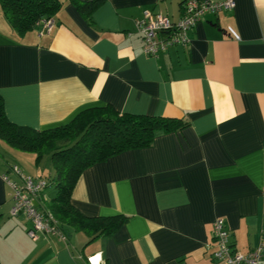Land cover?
Wrapping results in <instances>:
<instances>
[{"label":"crops","instance_id":"1","mask_svg":"<svg viewBox=\"0 0 264 264\" xmlns=\"http://www.w3.org/2000/svg\"><path fill=\"white\" fill-rule=\"evenodd\" d=\"M182 1L100 0L86 13L60 0L48 29L23 32L0 9V95L9 120L43 128L105 104L187 120L82 169L72 204L86 215H126L89 241L64 225V239L29 236L24 215L9 214L11 190L0 176V264H89L91 254L108 264H221L205 249L215 216L235 249L264 247V0L204 12L186 43L144 53L135 19L145 9L176 19ZM1 147L8 160L0 159V174L18 180L9 163L52 174L51 165L46 175L31 171L39 164L33 152L0 140ZM43 189L35 201L45 207L54 188Z\"/></svg>","mask_w":264,"mask_h":264},{"label":"trees","instance_id":"2","mask_svg":"<svg viewBox=\"0 0 264 264\" xmlns=\"http://www.w3.org/2000/svg\"><path fill=\"white\" fill-rule=\"evenodd\" d=\"M99 1L73 0L86 13ZM59 5L60 0H0L3 15L18 32L33 27L39 18L51 17ZM186 124L185 118L119 112L105 104L85 107L64 123L34 128L9 120L0 95V140L15 149L33 152L36 164L44 154L48 155L52 174L45 177V186L52 184L54 193L45 207L61 229L64 225L81 230L88 241L116 230L126 215H86L72 204L70 192L82 169L122 150L148 145L157 131Z\"/></svg>","mask_w":264,"mask_h":264},{"label":"built area","instance_id":"3","mask_svg":"<svg viewBox=\"0 0 264 264\" xmlns=\"http://www.w3.org/2000/svg\"><path fill=\"white\" fill-rule=\"evenodd\" d=\"M234 0H183L181 3V15L171 19L160 11L145 9L141 16L135 19V27L142 38V51L154 55L169 45L184 44L188 37L187 29L194 25L204 12H215L219 9H230ZM41 29H48L52 24V18H39L34 23ZM227 31L234 38L238 34L227 26ZM17 176L18 180L10 179L5 172L1 178L9 185L12 203L9 214L22 213L29 221L26 232L34 237L36 231L53 234L58 239H64V234L54 215L44 206H38L36 199L40 191L46 185L45 177L33 176L22 173L15 163L8 164ZM205 249L210 258L221 264H260L264 259V247L257 244L246 251H239L228 242V231L221 217L215 216L211 220V240L205 244ZM87 257L89 264H97L98 259Z\"/></svg>","mask_w":264,"mask_h":264},{"label":"rangeland","instance_id":"4","mask_svg":"<svg viewBox=\"0 0 264 264\" xmlns=\"http://www.w3.org/2000/svg\"><path fill=\"white\" fill-rule=\"evenodd\" d=\"M2 143H3V145H8L3 141H2ZM3 148L4 147L0 148V154L4 156V157L2 156L3 158L0 157L2 163H4L6 160H8V157L4 154ZM5 149H8V148H5ZM31 167H32V170H31L32 172L40 173L42 175H46V173H48V170L50 169V161H49L48 155L44 154L42 156L41 160L39 161V164L37 166L34 165ZM52 189H53V185L49 184V185L45 186V188L43 190H44V192L47 193L48 191H51ZM45 198L47 199L48 197H45Z\"/></svg>","mask_w":264,"mask_h":264}]
</instances>
